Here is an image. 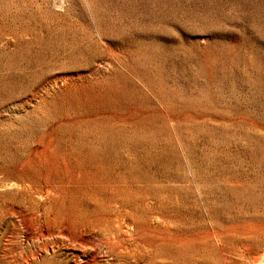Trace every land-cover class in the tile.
Segmentation results:
<instances>
[{
    "label": "rangeland",
    "instance_id": "1",
    "mask_svg": "<svg viewBox=\"0 0 264 264\" xmlns=\"http://www.w3.org/2000/svg\"><path fill=\"white\" fill-rule=\"evenodd\" d=\"M0 264H264V0H0Z\"/></svg>",
    "mask_w": 264,
    "mask_h": 264
}]
</instances>
